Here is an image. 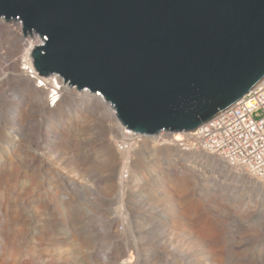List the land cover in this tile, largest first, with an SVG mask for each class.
<instances>
[{"label": "water", "instance_id": "1", "mask_svg": "<svg viewBox=\"0 0 264 264\" xmlns=\"http://www.w3.org/2000/svg\"><path fill=\"white\" fill-rule=\"evenodd\" d=\"M41 76L100 94L141 135L193 132L264 80V0H0Z\"/></svg>", "mask_w": 264, "mask_h": 264}, {"label": "rangeland", "instance_id": "2", "mask_svg": "<svg viewBox=\"0 0 264 264\" xmlns=\"http://www.w3.org/2000/svg\"><path fill=\"white\" fill-rule=\"evenodd\" d=\"M2 20L13 28L12 32L0 30V80L5 79L0 84V93H3V101L9 102L17 92L7 82L4 76L8 71L3 69L11 58L21 56L29 47L24 45V41L34 40V35L25 37L23 25ZM37 83L40 85V82ZM74 89L78 90L76 87ZM55 91L49 94L53 106L57 101ZM87 91L91 96L98 95ZM76 92L79 93V90ZM82 92L79 94L82 95ZM109 105L116 113L115 108ZM106 114L109 116L108 112ZM106 114L103 111L92 117L86 115L82 117L83 125L90 129L96 126L101 129L104 125L99 118ZM110 119L114 124L119 122L117 115ZM11 129L9 127L7 132ZM0 136L3 135L0 133ZM12 137L16 138L12 134L4 136L1 147L5 155L8 151L11 153L14 166L1 182L0 191L7 201L13 194L14 206L10 212L14 214L4 216L0 222V232L5 242L3 244L0 237V250L3 256L11 257L14 264H46L39 253L47 249L56 250V264H115L110 256L119 249L129 247L132 249L127 260L131 264H264V189L241 179L227 177L209 162L194 160L187 163L182 172L178 169L179 173L171 177L168 168L175 167L174 161L168 160L162 164L145 149L147 144L158 145L152 139H142L132 146L130 154L126 152L131 162L124 173V183L117 185L119 188L116 191L130 198V207L124 211L95 209L94 212H84V215L79 212L82 216H88L89 221L83 226L85 236L74 239L70 247H52L51 242L57 237L52 240L44 237V242L34 240L30 228L24 232L18 229L21 228L24 210L33 214V209L24 202L23 196L36 191L29 177L22 175L27 171L21 161L28 158L30 162L29 150L25 142L12 145ZM109 152L104 149L99 151L98 161H107L105 155L109 156ZM185 154L192 155L188 152ZM111 168L107 165L103 172H110ZM18 171L22 175L20 183L24 184L25 180L26 193L19 186L13 189L10 175L13 172L16 177ZM135 182L140 183L141 189L135 187ZM40 196L46 199L52 197L50 193ZM3 256L0 253V258ZM26 256L30 257L27 262L24 261Z\"/></svg>", "mask_w": 264, "mask_h": 264}, {"label": "bare ground", "instance_id": "3", "mask_svg": "<svg viewBox=\"0 0 264 264\" xmlns=\"http://www.w3.org/2000/svg\"><path fill=\"white\" fill-rule=\"evenodd\" d=\"M2 19L5 18H0V30L12 32L13 28L8 27ZM15 23L22 26L21 22ZM43 43L44 40L38 34H34V40L24 41V45L29 47L21 53V56L11 58L7 67L3 69L8 71L4 77L17 94L13 100L4 102L3 93H0V133L3 135L0 136V185L9 169L14 166L11 153L8 151L5 155L1 152L4 136L12 134L16 137L11 138L12 145L25 142L30 151V153L28 151L30 162L28 158L21 161L27 171L22 175L24 178L29 177L36 190L30 194L26 193L25 180L24 184L20 183L22 177L20 172L18 171L16 177L13 172L11 173L13 189L19 186L18 188L26 193L23 195L24 202L33 209V214H28L24 210L21 228L18 229L24 232L30 228L31 237L36 241H43L44 237H50L51 240L57 237V240L51 242V246H58L61 249L74 243V239L85 236L83 226L89 221V217L82 216L79 212L84 215V212H94L95 209L124 211L126 207L132 205L128 196L116 190L119 188L117 185L124 183V173L131 162L127 159L126 152L130 154L132 146L139 141L134 133L124 128L120 122L114 124L111 121V116L116 117L117 114L103 97L91 96L87 90H81L83 92L80 95V91L77 93L78 90L65 83L62 77L41 76L37 72L32 53ZM3 73H1L2 77ZM0 81L2 84L5 79ZM51 91L57 94L55 106L49 99ZM103 111L106 115L99 118L101 122L97 121L104 125L101 129L97 126L90 129L91 127L86 128L83 125L82 117L86 115L92 117ZM9 127L12 128L10 130L12 133L7 132ZM103 149L110 152L109 156L105 155L107 161L100 163L97 154ZM145 149L162 164L168 160L174 161L175 167L168 168L171 177L179 173L178 169L182 172L181 169L184 170L187 163L194 160V162H209L215 170L222 171L227 177L241 179L249 185L264 189V179L253 177L242 168L232 166L222 158L201 149L186 151L177 143H172L168 147L147 144ZM186 152L192 155L187 156ZM107 165L112 168L110 172L104 173ZM140 186V183L135 182L136 188L141 189ZM105 187L107 188L103 191ZM48 193L52 196L49 199L40 196ZM12 198L13 194L7 201L0 191V222L4 216L14 214L10 212L14 206ZM0 237L5 244L1 232ZM40 245L38 247L43 244ZM131 249L130 247L126 250L119 249V252H115L110 258L115 264H131L127 260ZM47 251L48 249L39 253L41 259L46 264H56V250ZM0 253L3 256L1 250ZM24 258L25 262L30 260L28 256ZM12 260L11 257L4 255L0 258V264H3L2 261H5L4 264H14Z\"/></svg>", "mask_w": 264, "mask_h": 264}, {"label": "built area", "instance_id": "4", "mask_svg": "<svg viewBox=\"0 0 264 264\" xmlns=\"http://www.w3.org/2000/svg\"><path fill=\"white\" fill-rule=\"evenodd\" d=\"M14 22L23 25L20 19ZM134 135L139 142L152 139L159 145L177 143L186 151L201 149L242 168L253 177L264 179V80L242 100L195 132Z\"/></svg>", "mask_w": 264, "mask_h": 264}, {"label": "clouds", "instance_id": "5", "mask_svg": "<svg viewBox=\"0 0 264 264\" xmlns=\"http://www.w3.org/2000/svg\"><path fill=\"white\" fill-rule=\"evenodd\" d=\"M98 95L102 97V95H100V94H98Z\"/></svg>", "mask_w": 264, "mask_h": 264}]
</instances>
